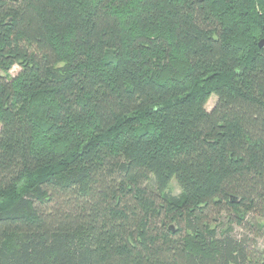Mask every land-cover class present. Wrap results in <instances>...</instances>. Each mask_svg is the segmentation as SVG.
Instances as JSON below:
<instances>
[{"label": "trees", "instance_id": "16d2710c", "mask_svg": "<svg viewBox=\"0 0 264 264\" xmlns=\"http://www.w3.org/2000/svg\"><path fill=\"white\" fill-rule=\"evenodd\" d=\"M263 11L0 0V264H264Z\"/></svg>", "mask_w": 264, "mask_h": 264}, {"label": "rangeland", "instance_id": "374dc122", "mask_svg": "<svg viewBox=\"0 0 264 264\" xmlns=\"http://www.w3.org/2000/svg\"><path fill=\"white\" fill-rule=\"evenodd\" d=\"M19 71V67L18 66H13L10 71H9V76H14L16 75V73ZM216 102V96L215 95H211L209 97V99L207 100V103L205 105L206 109L207 110H210L213 105L215 104ZM168 191L171 195H178L180 192H181V189L179 187V185L176 183L175 180H172L169 185H168ZM225 216V213H222L221 217H224ZM220 219V218H219ZM222 220V219H221ZM224 221V220H223ZM235 230H237L236 227H234Z\"/></svg>", "mask_w": 264, "mask_h": 264}, {"label": "water", "instance_id": "95a60500", "mask_svg": "<svg viewBox=\"0 0 264 264\" xmlns=\"http://www.w3.org/2000/svg\"><path fill=\"white\" fill-rule=\"evenodd\" d=\"M263 16H264V11H263ZM259 46H260V47L264 46V38H262V39L259 41Z\"/></svg>", "mask_w": 264, "mask_h": 264}]
</instances>
